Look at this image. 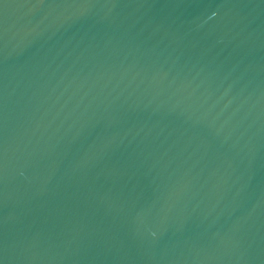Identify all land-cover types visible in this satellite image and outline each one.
Masks as SVG:
<instances>
[{
	"label": "water",
	"instance_id": "water-1",
	"mask_svg": "<svg viewBox=\"0 0 264 264\" xmlns=\"http://www.w3.org/2000/svg\"><path fill=\"white\" fill-rule=\"evenodd\" d=\"M0 264H264V0H0Z\"/></svg>",
	"mask_w": 264,
	"mask_h": 264
}]
</instances>
